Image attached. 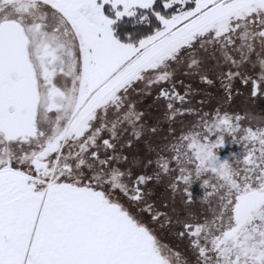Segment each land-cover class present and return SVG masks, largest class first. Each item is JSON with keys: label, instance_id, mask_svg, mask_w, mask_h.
<instances>
[{"label": "snow or ice", "instance_id": "obj_1", "mask_svg": "<svg viewBox=\"0 0 264 264\" xmlns=\"http://www.w3.org/2000/svg\"><path fill=\"white\" fill-rule=\"evenodd\" d=\"M0 264H264V0H0Z\"/></svg>", "mask_w": 264, "mask_h": 264}]
</instances>
